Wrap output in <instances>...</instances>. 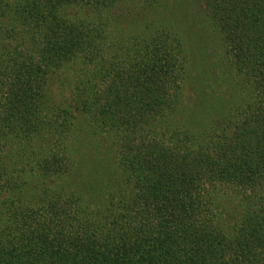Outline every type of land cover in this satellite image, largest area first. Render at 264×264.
Returning a JSON list of instances; mask_svg holds the SVG:
<instances>
[{
	"label": "trees",
	"instance_id": "trees-1",
	"mask_svg": "<svg viewBox=\"0 0 264 264\" xmlns=\"http://www.w3.org/2000/svg\"><path fill=\"white\" fill-rule=\"evenodd\" d=\"M242 1L208 2L218 26L233 27V42H245L246 51L262 40H240L246 33L238 29L251 20L258 26L255 11L261 8ZM127 4L144 15L160 6L154 0H0V157L9 153L5 145L11 158L24 153L19 148L24 142L39 160L35 163L57 178L92 170V196L103 186L96 182H102L105 165L77 145L103 133L124 135L122 151L103 146L116 151L119 177L135 188L131 202L122 193L114 200L92 198L96 208L72 196H46L53 209L50 224L43 218L40 231L28 226L32 242L22 231L5 240L1 235L0 264H257L250 254L264 256V108L250 120L245 115L233 127L237 132L224 127L222 138L216 130L203 136L189 128L171 131L166 142L155 139L158 124L172 125L178 87L171 80L177 81L182 69L175 77L167 73L164 33L151 23L135 27L131 40H112L122 30L115 33L116 24L125 23ZM114 48L125 55L119 78ZM263 50L264 45L262 65ZM147 63L152 66L143 69ZM251 70L259 71L255 64ZM138 140L142 144H133ZM203 186L209 192L200 194ZM230 198L243 203L247 217L233 230L243 238L247 226H239L253 225L245 237L248 251L235 258L227 255L233 243L228 238L236 239L226 223Z\"/></svg>",
	"mask_w": 264,
	"mask_h": 264
},
{
	"label": "rangeland",
	"instance_id": "rangeland-1",
	"mask_svg": "<svg viewBox=\"0 0 264 264\" xmlns=\"http://www.w3.org/2000/svg\"><path fill=\"white\" fill-rule=\"evenodd\" d=\"M154 1L158 2L156 5L160 6L154 14L148 15L138 12L134 6L127 4V11L124 10V16L121 18L125 23H115L117 25L115 33L122 30L112 40L118 44H120V38L129 37L128 40H131L134 38L132 31H136L135 27H143V21L146 24L151 23L155 32L164 33L165 47L163 52L167 57V73L175 77L177 68L179 69L181 66V75H179L178 80H171L173 87L176 89L178 87L174 119L171 120L172 125L158 124L154 132L156 134L155 139H165L166 142L168 138L170 139L171 131L183 130L187 132L189 128L193 131L198 130L199 134L203 132V136L216 130L219 133V138L226 136L227 130L237 132L238 130L233 127L238 125L239 121L242 124L245 115L248 117L247 120H250L254 117L256 109L264 108V76L261 77L262 72L264 73V62L262 61L263 65L260 64V50L263 49L264 45V0L242 1V4L250 7L255 4V7L259 5L261 8L259 11H255L256 14L258 13V26L253 24L251 20L245 22L238 29V32L241 33L244 30L246 33V35L239 36L240 40H244L246 37L255 38V42L262 40V44L259 42L245 47L246 51L242 50L245 42L236 44L240 46L241 51L233 42V27L229 31L218 26L211 14V2L209 3V0ZM218 1L225 2V0ZM137 7L139 8V6ZM246 14L249 18L248 11ZM121 51L114 48L111 52L115 59L114 63L118 62V67L113 68L118 78L124 73L123 67L126 64L125 55L122 53L121 56ZM118 57L120 58L118 59ZM254 64L258 66L260 71H257L255 75L251 70ZM155 65L158 66L157 62ZM151 66L147 63L142 67L148 70ZM155 96L158 98V94ZM67 97L68 94L65 92L61 99L65 100ZM60 102L61 100H59ZM239 109L242 111L241 115L236 113L239 112ZM249 112L250 114H248ZM224 127L227 129L226 131ZM116 136V134L111 136L103 133L100 134L101 138L98 135L97 140L87 137L83 142L77 143V149L80 153L83 152L89 156L96 155L98 163L105 165L102 173H100L103 183L98 180L96 182L99 186L102 184L103 186L92 196L88 190V179L94 178L90 175L92 170L87 172L88 174L74 172L67 173L65 178H57L55 173L51 174L47 172L46 167L35 163L39 160L29 154L32 151L29 144L21 142L19 148L24 153L14 155L15 158L9 157L13 151L9 149V145H5L9 153L0 157V187L3 186L0 190V236L3 235L1 236L2 239L18 236L22 231L26 232L25 234L29 236L28 240L32 242L34 240L30 238L32 231L26 230L28 226L33 225V230L40 231V220L43 218L48 221L47 224H50L47 217L53 209L47 207L45 201L48 197L46 196L51 198H56L55 194L60 198L72 196L75 201L89 202L92 198L96 201H106L111 197L109 200H114L113 195L122 193L125 195V200H128L126 202L135 200V188L132 182L125 176L119 177L118 168L115 166L116 161L119 163V158L115 155L116 151L112 153V150L109 151L103 146L104 143H108L109 146L112 144V148L117 147L118 150L122 151L123 146H120V143L123 141L124 135L121 138ZM138 141L133 142V144L136 146L142 144L140 140ZM84 167L86 166L84 165ZM156 176L158 177L157 174ZM204 192H209L208 186H203L200 194ZM234 199L230 198V205H228V209L225 208L228 213L226 223L232 229L229 230V237H236V239L228 238L227 240V242H233L231 243L232 248L227 254L229 256L233 254V258L243 255L242 249L248 251L249 238L246 240L245 237L253 228L249 222L248 224L247 222L241 224L239 227L247 226V234L243 238L233 230L232 226L240 224L241 218L245 219L244 212L240 208L243 203L236 202ZM101 205H99L100 209L105 208ZM96 206L94 201H90L91 208H96ZM220 206L224 208L222 202H220ZM19 208L20 211H18ZM253 208V212L260 217L258 208L256 206ZM31 214H36L38 219L26 218ZM250 255L253 262L256 261L257 264H262L260 261H264V256Z\"/></svg>",
	"mask_w": 264,
	"mask_h": 264
}]
</instances>
